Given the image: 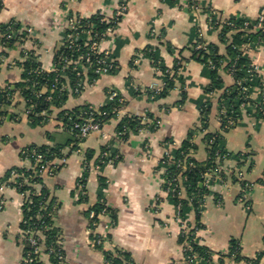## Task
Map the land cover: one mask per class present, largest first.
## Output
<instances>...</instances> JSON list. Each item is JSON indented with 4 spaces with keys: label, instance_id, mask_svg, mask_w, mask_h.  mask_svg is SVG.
<instances>
[{
    "label": "crops",
    "instance_id": "1",
    "mask_svg": "<svg viewBox=\"0 0 264 264\" xmlns=\"http://www.w3.org/2000/svg\"><path fill=\"white\" fill-rule=\"evenodd\" d=\"M0 1V37L2 26L11 21L32 29L22 48L0 50L7 54L0 58V87L11 84L15 88L23 80V52L33 53L44 70H52L71 14H102L112 19L126 0ZM263 11L264 0H128L114 32L101 43V50L118 64L117 71L101 75L82 93L70 91L62 107L99 109L109 102L111 92L117 93L121 100L117 116L104 124L101 133L84 139L64 126L56 108L45 111L46 119L34 124L30 108L16 93L6 107L7 114L0 118V198L5 200L0 210V264H24L29 245L22 227L23 199L7 179L13 169H30L23 150L43 146L54 153L35 189L47 191L49 229L55 231L65 264H110L106 254L118 253L128 255L135 264H264V256L258 257L264 252V184L260 182L264 176V113L249 105L242 108L231 128L222 130L221 99L234 87L235 79L222 69L221 87L208 93L210 71L193 57L199 38L218 45L225 54L221 23L231 18L255 22ZM212 13L218 25L211 20ZM244 47L257 67L253 98L259 101L264 96V38ZM160 65L175 81L165 96L156 91L166 85ZM207 102L211 110L204 127L201 107ZM126 118L142 126L122 137L118 125ZM206 133L221 134L224 139L223 148L230 154L222 162L226 176L224 180L213 176L210 182L205 176L201 186L209 192L198 211L191 208L183 217L164 188L163 160L191 135L196 145L192 157L205 161ZM106 150L115 158L100 164ZM236 170L243 172L249 190L237 177L232 178ZM186 196L183 191L181 197ZM99 204L105 206L104 212L92 234L89 213ZM186 227L194 231L206 257L197 254L193 262L186 259L188 243L181 240ZM93 235L102 237L104 243L95 245ZM46 250L42 249L40 258L51 264Z\"/></svg>",
    "mask_w": 264,
    "mask_h": 264
},
{
    "label": "trees",
    "instance_id": "2",
    "mask_svg": "<svg viewBox=\"0 0 264 264\" xmlns=\"http://www.w3.org/2000/svg\"><path fill=\"white\" fill-rule=\"evenodd\" d=\"M1 9L2 3L0 1V10ZM103 17L105 16L100 14L88 17L81 23L82 31L91 30L92 35L96 36V39L99 41L102 34L106 32L107 28L113 26L112 19H110L112 21L108 23L106 21H102ZM120 20L121 18L119 21ZM10 23H15L13 24L15 29L20 27V25L15 21L4 24L1 28L0 45L5 43L4 46L7 49L14 46L18 48L20 45H24L26 39H6V27L10 25ZM246 23H249V25L247 26ZM256 23H258V21L253 22L244 18H231L224 23H221V40L223 42H227L225 54L221 53L218 45L208 44L201 38L198 39L196 49L194 50L193 57L203 62L210 71L211 85L207 89L208 93L214 92L221 87L222 69H224L227 73H230L235 79L234 87L226 90L221 99V104L226 109L222 123V127H224L225 131L231 128L240 116L243 108L242 104L245 101L242 91L243 86H247L253 94L255 86L258 84L257 74L253 72L249 56L243 49L245 45L257 43L264 38V27L259 29L253 28ZM82 31L79 30V33L84 40L85 36ZM199 44L202 45L201 48L198 47ZM82 51L84 52L86 50L83 48ZM146 51L150 54V56H155L151 49ZM26 53L28 54L26 55ZM6 55L7 54L5 52H0V58L1 56L4 57ZM23 55L25 56V61L22 63V67L24 69L23 80L16 83L15 88H12L11 84L0 87V118L7 114L6 107L13 103L16 93H19L23 97L24 101L30 108L29 116L34 124H40L46 119L45 116L41 115V112L47 111L51 113L52 108H56L60 110L59 117L64 126L72 131L75 136L76 130H74L73 125L75 122H80L82 120L83 117H80L81 114H84L85 117H89V115L92 114L96 119L100 120L102 124H105L117 116L118 110L121 106L119 96L115 97L114 100L108 102L106 105L101 106L99 109H93L88 106L75 108L73 110L62 109L69 96L70 90H68V88L74 89L77 83L83 80L87 81L89 84H93V82L99 78V75L95 73L97 65L94 59L86 74L78 76L77 71L69 67V69L65 71L67 76V78H65L58 73L44 70L36 60L33 53L26 51L23 52ZM72 55L73 57H77L78 53L73 54L72 49H69L67 45H62L55 54L54 64L61 65L62 60L66 56L71 57ZM117 69L118 66L116 68H112L109 73L113 74L117 71ZM161 69L165 73L164 81L166 85L162 91L158 92V96H165L169 90L175 87V81L174 77L170 75V72H168L166 68L161 66ZM252 74L255 76V80L249 81ZM41 89H44V93L38 95V91ZM47 97H51V100H47ZM259 99L261 100V96ZM250 103L251 105L257 104L258 100L252 97ZM210 110L211 105L209 102L203 104L201 107L202 124L204 127H207ZM141 126L142 124L139 121L126 118L118 125V132L121 133L122 137H125L129 130L139 129ZM225 126L228 127L225 128ZM204 140L208 151V158L205 161H198L192 157L191 151L196 148V145L191 140L190 135L182 146L173 153L175 159L181 161L183 165L179 166L177 163H172L170 161L165 162L167 166V178L170 179L176 177L182 179V185L185 188L187 195L186 198L178 195L179 188L176 189V192L169 193L175 201L177 208L180 207V214H182L183 217H185V214L191 208H194L197 211L199 210L202 202L204 201V196L209 192L205 185L201 186L205 182V175L212 173L217 168L218 165L216 162V156L218 154L223 155L228 153L223 148L222 143L224 139L221 134L206 133ZM33 149L44 154L47 160L51 159L54 153L52 149L43 146L31 147L28 151V155L32 154L31 151ZM24 157L26 158V156ZM12 171L24 173L25 176L34 173L33 170L28 169H13ZM221 174L223 177L226 176L223 172ZM232 178L236 180L235 175H233ZM40 179V177H36L34 180L35 182H40ZM260 182L264 184V176ZM176 184V182L173 183V186ZM164 188L166 190L168 185L164 184ZM26 189H28V187L23 186L19 188L20 191H24ZM32 190L34 192L36 191V189ZM46 199V189L36 191V194L31 196V203L25 205L24 218L29 219L30 222L33 223L37 221L36 215L38 213H44L46 220L45 223L50 226V220L47 214L48 210L45 209ZM104 207L105 206L103 204H99L94 207V210L96 212H100L104 209ZM22 227L23 229H26L28 226L22 222ZM193 232L194 231H190L187 235L184 234L181 238L182 242L189 243L190 246V249L185 253L187 255L196 253L199 255L201 254L200 257H206L204 247L198 245ZM45 235L46 244L48 246L46 251L50 252L51 247L56 250L59 249V247H57L55 231L53 229H48L45 231ZM28 250H31L30 246L28 247ZM49 255L51 264H55V253H49ZM263 256L264 252L259 254L258 257L260 258ZM106 258L110 264H128L133 262V260L124 253H118L115 255L106 254ZM35 264H44L40 255L36 256Z\"/></svg>",
    "mask_w": 264,
    "mask_h": 264
},
{
    "label": "built area",
    "instance_id": "3",
    "mask_svg": "<svg viewBox=\"0 0 264 264\" xmlns=\"http://www.w3.org/2000/svg\"><path fill=\"white\" fill-rule=\"evenodd\" d=\"M127 1H122L116 11L115 14L112 18L113 20V26H110L107 28L106 32L104 34H102L101 39L98 41L96 39V36L92 35V31L91 30H87V31H82V22L84 20H86L88 17H84L81 16L79 14H71L68 18V26H67V30L65 33V38L63 41V45H67V47L69 49H72L73 54L78 53L77 57H73V55L70 56H66L63 60H62V64L61 65H56L54 64L52 70L48 71V72H54V73H58L59 75L67 78L66 76V70L70 68H72L73 70L77 71V75L81 76L87 73V71L89 70L90 65L93 63V59L96 62V69H95V73H97L99 75V77L103 74H107L110 72V70L112 68H116L118 65L116 64L114 58L111 56V54L107 51H103L101 50V43L105 40V38L112 32H114L115 28L117 27L118 23L120 22L119 19L122 17V15L124 14V12L127 10ZM194 8H198L195 4L193 5ZM102 15V14H100ZM104 16V15H102ZM215 15L214 13H212L211 15V20L213 22H215V25H218V21H216L215 19ZM112 20L107 19L106 17L102 18V21H106L108 23H110ZM15 24V23H13ZM13 24L10 23V25H8L6 27V33H5V37L6 39H27L28 37L31 36L32 34V29H22L21 27L15 29ZM246 25L248 26L249 23H246ZM264 27V11L261 13V16L258 20V23H256L254 25L253 28L255 29H259V28H263ZM79 30L82 31V33L85 36V39L83 40L82 37L80 36ZM5 43H2L0 45V50L2 49H6L4 46ZM23 45H20V47L22 48ZM201 44L198 45L199 48H201ZM83 48L86 51H82ZM245 48V47H244ZM26 52V51H25ZM28 53H26L27 55ZM25 57V56H24ZM138 62V56L136 58H134V63L136 64ZM253 68V72L257 73V67L252 65ZM97 80V79H96ZM96 80L93 82L95 83ZM255 80V76L252 74L251 77L249 78V81H254ZM240 83V82H239ZM87 85H89V83L85 80L77 83L76 87L74 89H70L68 88V90H70L71 92L75 93V94H79L82 93V91L87 87ZM161 89H157L156 91L159 92ZM244 97H245V101L242 104L243 108L248 107L249 105H251L250 100L253 97V94L250 92V89H248V87L243 86L242 88ZM42 93H44V89H41L38 91V95H41ZM115 97H118L116 92H111L109 94V102L114 100ZM47 100H51V97H47ZM121 101V100H120ZM255 107V109L259 112V113H264V96H262V99L260 101H258L257 104L253 105ZM119 112V110H118ZM226 113V109L223 106V109L220 112L219 115V119L221 121V123H223V119H224V115ZM46 112L43 111L41 112V115H45ZM80 117H83L82 120L80 122H75L73 125L74 130H76V136L80 139H84L86 137H88L90 134L92 133H101L104 124L101 123L100 120L96 119L92 114L89 115V117H85L84 114H81ZM230 123V122H229ZM228 126H225V128H227ZM222 130H224V127H222ZM119 134L121 135V133L119 132ZM192 138H194V136H192ZM31 148V147H30ZM30 148H27L25 150H23L22 152V156L24 159L28 160L31 162V167L28 170H33L34 173L25 176L24 173H18L17 171H12L11 175L9 176L8 180V184L10 186H12L14 189H16L19 194L21 195L22 199H23V211L25 210V205H27L28 203H31V196L36 194V191L34 192L32 189H35L36 185H39L40 182H35V178L36 177H40L42 176V174L48 170V162L49 160L46 159V156L38 151H36L35 149H33L31 152V155H28V151L30 150ZM174 152H168L165 159L163 160V167L165 170V174H164V184L168 185V188L166 189V191L168 193L170 192H176V189L179 188L178 190V195H182L183 191H185L184 186L182 185V179L180 178H167V166L165 164V162H172V163H177V165L181 166L183 165L181 161L176 160L174 155ZM26 156V158L24 157ZM115 157L112 155V152L110 150H106L102 153L101 155V160H100V164L103 163H111L113 161ZM229 158V154H223L220 155L218 154L216 156V162H217V168L212 172V173H208L206 174V182H210V180H212V177L217 176L220 177L222 180L225 179V177L222 176V172L224 173V171L222 170V168H224V166L222 165L223 161H226ZM87 164V162H86ZM222 166V167H221ZM100 165L97 166V168H99ZM225 170V169H224ZM240 182L243 183V186L245 187V189H248L246 187V185L244 184V176H243V172L241 170H236L233 173ZM177 183L175 186H173V183ZM28 187V189L24 190V191H20L19 188L20 187ZM249 190V189H248ZM247 190L244 191V193L241 194V200H243L245 198L246 192ZM246 192V193H245ZM5 205V200L4 198H0V210L3 209ZM178 209V213L181 212L180 207L177 208ZM104 212V209L100 212H96L94 209L90 210L89 213V218L92 221V225L93 227L91 228L90 226V232L93 234H95L94 232V226L97 223V219L99 217V215ZM37 221L31 223L29 219H25L23 218V222L28 226L26 229H24V238L26 243L30 246L31 250L26 251V255H25V259H24V264H35V260H36V256H39L42 249L43 248H47V244H46V235H45V231H47L49 229L48 224L45 223V214L44 213H38L36 215ZM185 234L187 235L189 233L188 228H185ZM92 242L95 245H102L104 243V239L102 237H100L99 235H93L92 238ZM190 246L189 243L187 244L185 251L189 250ZM55 253V258H56V263L55 264H65V259H64V255L62 254L60 249H54L51 247L50 250V254L51 253ZM198 258V255L195 254H186V259H188L189 261L193 262ZM53 264V263H52ZM128 264H135L134 262L128 263Z\"/></svg>",
    "mask_w": 264,
    "mask_h": 264
}]
</instances>
